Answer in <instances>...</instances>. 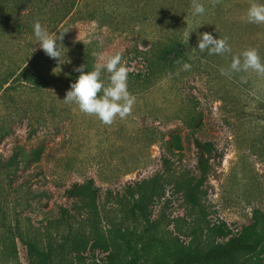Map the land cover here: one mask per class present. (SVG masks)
Here are the masks:
<instances>
[{
	"label": "rangeland",
	"instance_id": "obj_1",
	"mask_svg": "<svg viewBox=\"0 0 264 264\" xmlns=\"http://www.w3.org/2000/svg\"><path fill=\"white\" fill-rule=\"evenodd\" d=\"M55 1L67 7L74 4L62 56L67 62L57 65L39 48L25 61L46 79L0 87V158L8 159L16 148L27 153L22 151L17 168L0 172V235L11 229L33 232L42 245L50 239L61 264H109L110 249L92 247L93 242L131 223L128 209L134 184L155 174H161L162 196L149 208L151 218L160 219L165 229L173 230L177 223L188 225L198 215L236 234L251 222L254 209L264 213V76L251 70L221 74V69L229 70L233 55L247 48H255L264 62V36L256 31L250 34L246 20L245 6L253 0H200L206 12L192 14L184 24L185 32L201 20L202 33L227 37L231 52L207 59L190 49L185 62L189 69L182 66L175 75L150 85L128 80V90L135 97L131 114L124 119L117 116L110 125L82 113L75 103H66L63 99L70 86L56 83L50 75L68 72L88 50L89 31L82 22L108 20L114 30L110 29L109 42L98 46L99 51L91 46L94 57L103 63L121 53L128 75L144 72V62L136 53L160 35L159 29L150 22L131 25L132 19L122 16L128 0ZM135 1L161 7L170 0ZM186 3L192 6V0ZM213 12L218 15L214 21H203ZM197 42L198 38L193 46ZM4 43L2 39L0 72L14 60L23 66L17 52L21 47L12 51ZM196 139L213 148L208 176L201 185L204 213L185 201L175 176L183 169L198 173L201 151ZM33 149H38L37 157L31 155ZM88 180L97 188V213L67 193ZM75 234L87 240L79 253L67 242L60 247L64 236L71 239ZM15 243L16 258L0 264H28L26 246L19 238Z\"/></svg>",
	"mask_w": 264,
	"mask_h": 264
},
{
	"label": "trees",
	"instance_id": "obj_2",
	"mask_svg": "<svg viewBox=\"0 0 264 264\" xmlns=\"http://www.w3.org/2000/svg\"><path fill=\"white\" fill-rule=\"evenodd\" d=\"M128 1L129 5L122 16H129L132 19L131 25L153 23L160 33L147 48L137 51L136 54L144 62L145 70L139 74H129V81L134 83L140 81L144 85H150L161 77L175 75L187 61L190 49H196L202 57L213 59L207 51L204 53L199 51L198 42L193 46L198 34L204 31L200 26L190 33L188 40L191 41L190 46L185 43L186 34L191 29L185 32L184 24L193 12L192 6L186 3L188 0H170L161 7L147 3L139 5V1L135 0ZM73 5L67 7L61 4V1L55 0H0V43L2 39L5 40L4 47L10 46L9 49L12 51H15V47H21L17 52L20 53L19 60L23 64L21 66L18 60H14L5 65L0 72V87L6 86V89H9L10 83L16 81L35 84L46 79L40 70H36L25 61L29 56L36 55L39 49L38 43H34L33 24L38 20L50 34L55 32L54 35H57L67 30L68 22L73 15ZM249 5L246 4V10ZM214 12L205 16L203 21L207 19L214 21L218 16ZM107 21L90 19L81 23L82 28L89 31L88 50L78 56L74 67L68 72L65 70L63 73L50 75L56 83L61 82L64 86H70L79 75L74 71L76 67L85 64L87 66L85 70L91 71L97 64L93 54L95 50L91 46L95 45L99 51L101 48L98 46L109 42L110 29L113 31L114 28ZM197 23L202 24V21ZM120 27L124 28L125 24H121ZM254 31L264 36V24L249 23L250 34ZM61 43L67 48V32ZM17 66L20 68L18 73ZM102 78L107 79V76L103 74ZM2 130L0 128V131ZM4 133L7 134L8 130H4ZM195 145L201 151L197 164L198 173L183 169L175 176L185 201L193 209L204 213L201 204V185L208 176L210 153L213 148L211 143H201L197 139ZM22 151L27 155L24 150L16 148L8 159L0 158V172L9 173L10 169L17 168L22 159ZM30 153L37 157L38 149H33ZM165 162L169 160L165 159ZM160 176L161 174H155L134 184L131 192L133 199L128 209V218L132 220L130 224L113 228L109 237H98L93 242L92 247L110 249L109 264H264V256L261 255H264V213L261 210L254 209L251 222L236 234H230V230L224 224H211L204 216L199 218L198 215L188 225L177 223L173 230L165 229L160 219L151 218L149 208L155 198L162 196L158 182ZM67 193L78 197L84 206L97 213V188L93 186L91 180L73 185ZM16 225L18 227V223ZM16 238L26 246L28 264H61L56 260L58 249L50 239L42 245L41 240L33 232L11 229L7 235H0V261H13L16 258ZM69 238V235L64 236L61 248L69 243L70 249L79 253L78 251L87 244L82 235L75 234Z\"/></svg>",
	"mask_w": 264,
	"mask_h": 264
},
{
	"label": "clouds",
	"instance_id": "obj_3",
	"mask_svg": "<svg viewBox=\"0 0 264 264\" xmlns=\"http://www.w3.org/2000/svg\"><path fill=\"white\" fill-rule=\"evenodd\" d=\"M192 10L194 16H203L206 12L200 0H192ZM246 20L248 23L257 25L264 24V0H253L250 3L246 12ZM201 25L203 24L196 25L186 34V43H188L190 33ZM67 31L53 35L38 20L33 24L34 43H38L39 48L46 55L56 60L57 65L67 62L62 59L66 53L61 48L63 45L61 41ZM197 48L201 53L207 51L210 55L231 52L227 37H214L209 32L198 34ZM121 61L122 55L117 52L108 56L105 62L95 64L91 71L85 70L87 69L85 64L76 67L74 71L79 75L70 83L63 100L66 103H75L82 113L93 115L106 125L112 124L117 116L120 119L126 118L131 114L135 97L128 90V72ZM190 67L188 63L183 64L185 70ZM249 70L264 76V62L261 61L255 48H247L233 55L229 70L221 69V74L227 75L229 71L248 72ZM104 72L108 73L107 82L102 78ZM54 74L58 73L54 72Z\"/></svg>",
	"mask_w": 264,
	"mask_h": 264
}]
</instances>
